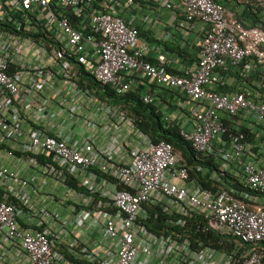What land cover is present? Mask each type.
Instances as JSON below:
<instances>
[{"label": "built area", "instance_id": "1", "mask_svg": "<svg viewBox=\"0 0 264 264\" xmlns=\"http://www.w3.org/2000/svg\"><path fill=\"white\" fill-rule=\"evenodd\" d=\"M141 1L0 0V264L261 262L264 166L243 162L242 188H203L169 142H152L83 71L115 94L144 82L176 91L190 104L179 134L217 164L196 169L220 181L249 155L239 119L264 123V93L219 88L246 59L264 66V28L216 0H144L203 25L195 64L171 72L163 55L147 59L134 24ZM263 1L250 3L254 13ZM99 127L108 138L96 147ZM192 222L233 245L193 246L187 235L153 229Z\"/></svg>", "mask_w": 264, "mask_h": 264}, {"label": "crops", "instance_id": "2", "mask_svg": "<svg viewBox=\"0 0 264 264\" xmlns=\"http://www.w3.org/2000/svg\"><path fill=\"white\" fill-rule=\"evenodd\" d=\"M216 1L223 3L231 13L246 24L264 28V1L261 7L259 6L258 19H254L253 15H248V7H250V3H254V0ZM133 13L139 20L134 24L141 31L140 38L148 45L147 59L149 61L157 63V56L163 55L165 57L164 65L171 72H177L181 68L191 67L195 64L198 58L197 43L203 31L202 24L187 22L179 11L167 8L158 9L144 0L133 8ZM226 84L225 87L219 88V90L232 92L246 89L254 95L262 94L264 93V66H256L250 59H246L236 69L228 72ZM133 88L137 90L139 95L143 92L152 93L154 96L152 104L157 107L162 115L178 120L181 126H188L191 123L190 118L187 116L190 104L188 101L183 100L176 91L157 88L146 84V82ZM104 122L102 125H107L106 120ZM239 123L242 128H247L252 134V137L247 140L250 153L238 164L229 166L227 173L241 182V164L243 162L251 161L256 166H264V123L252 126L247 115H242ZM123 130H128L126 123ZM94 134L97 137L95 146L101 147L107 140L108 134L102 131L100 127L94 130ZM10 145L11 147L16 146L15 143ZM7 162L10 167L15 166L13 159H9Z\"/></svg>", "mask_w": 264, "mask_h": 264}, {"label": "trees", "instance_id": "3", "mask_svg": "<svg viewBox=\"0 0 264 264\" xmlns=\"http://www.w3.org/2000/svg\"><path fill=\"white\" fill-rule=\"evenodd\" d=\"M249 14L253 15L254 19H258L257 12H253L248 7ZM139 35L141 31L139 29ZM168 69V68H166ZM170 71V69H168ZM84 79L90 86H93L101 90V96H108L113 102L120 104L133 118L134 125L143 133L148 135L152 142H158L164 140L169 142L175 151H178L183 157L186 165L189 167L190 175L196 178L201 186L206 189L216 190L220 185H231L236 188H242V183L233 176H230L227 172L221 177L220 181H214L203 175L202 171L196 169V166H202L203 168L217 169V164L208 156H203L196 152L191 146L190 142L184 140L179 134L180 124L170 121L165 123L162 119V113L157 110V107L152 103H144L140 98L136 89H131L128 92L121 94H115L109 86L99 85L92 75L86 71H83ZM242 131L246 135V139L252 137L247 128H242ZM73 184V183H72ZM155 230H163L165 233H181L187 235L191 242V245L197 246L198 242L208 244L217 248L230 249L233 245V239H223L220 235L213 231H202L200 228H195V224H189L185 228H159L157 225L153 226ZM249 245L246 244L245 247ZM262 245H259L261 248ZM259 264H264V255Z\"/></svg>", "mask_w": 264, "mask_h": 264}, {"label": "rangeland", "instance_id": "4", "mask_svg": "<svg viewBox=\"0 0 264 264\" xmlns=\"http://www.w3.org/2000/svg\"><path fill=\"white\" fill-rule=\"evenodd\" d=\"M90 107V106H89ZM56 111H57V108L56 107H53ZM89 109V108H88ZM84 110L82 113H84V114H88V115H90V111L89 110ZM90 128L91 127H89V126H87V125H84V127L82 126V129L83 130H87V132H89V131H91L90 130ZM60 188H62V187H60ZM57 189V190H55V191H53V190H51V188L50 187H46V189H44L43 190V193L45 194V193H48L50 190L52 191V193H53V195H55V196H60L62 193H63V190H61V189ZM63 195V194H62Z\"/></svg>", "mask_w": 264, "mask_h": 264}]
</instances>
